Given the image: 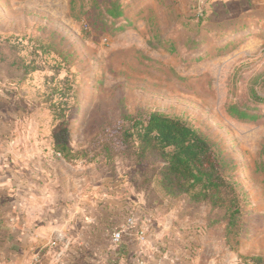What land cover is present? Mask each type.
Here are the masks:
<instances>
[{
	"label": "rangeland",
	"instance_id": "obj_1",
	"mask_svg": "<svg viewBox=\"0 0 264 264\" xmlns=\"http://www.w3.org/2000/svg\"><path fill=\"white\" fill-rule=\"evenodd\" d=\"M122 2L114 30L92 24V0H0V136L41 168H70L72 187L125 182L163 230L194 239L197 264H264V0ZM151 112L210 140L219 206L164 192V160L128 134ZM63 129L71 162L54 150Z\"/></svg>",
	"mask_w": 264,
	"mask_h": 264
},
{
	"label": "crops",
	"instance_id": "obj_2",
	"mask_svg": "<svg viewBox=\"0 0 264 264\" xmlns=\"http://www.w3.org/2000/svg\"><path fill=\"white\" fill-rule=\"evenodd\" d=\"M10 147L0 136V264H197L194 239L163 230L125 182L72 187L70 168H41L37 152ZM129 210L146 240L125 233L112 245Z\"/></svg>",
	"mask_w": 264,
	"mask_h": 264
},
{
	"label": "trees",
	"instance_id": "obj_3",
	"mask_svg": "<svg viewBox=\"0 0 264 264\" xmlns=\"http://www.w3.org/2000/svg\"><path fill=\"white\" fill-rule=\"evenodd\" d=\"M74 2L75 0H70L71 8ZM92 2L97 7L96 18L92 24L102 26L109 23L114 30L123 29L122 25L117 26L127 7L122 0ZM101 26L97 27V30L101 29ZM227 112L241 120L256 118V115L236 105H230ZM131 126L128 134L135 135L139 148L142 151L152 149L164 160L159 173V184L168 196L182 197L193 204L209 203L211 208L222 203L221 193L227 183L221 171L219 154L209 139L182 119L159 112H151L145 118H137ZM63 131L65 132L63 129L53 135L56 138L54 150L64 161L71 162L74 154L66 145V137L61 138Z\"/></svg>",
	"mask_w": 264,
	"mask_h": 264
},
{
	"label": "built area",
	"instance_id": "obj_4",
	"mask_svg": "<svg viewBox=\"0 0 264 264\" xmlns=\"http://www.w3.org/2000/svg\"><path fill=\"white\" fill-rule=\"evenodd\" d=\"M125 233H131L137 239L139 244L146 240V227L139 222L133 212L129 210L123 220V223L114 227L108 234V240L112 245H119ZM37 258H33L30 264H36Z\"/></svg>",
	"mask_w": 264,
	"mask_h": 264
}]
</instances>
